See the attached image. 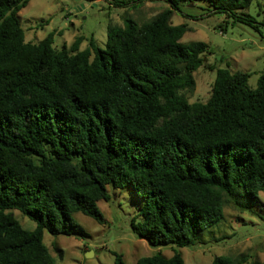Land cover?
Returning <instances> with one entry per match:
<instances>
[{"label": "trees", "instance_id": "1", "mask_svg": "<svg viewBox=\"0 0 264 264\" xmlns=\"http://www.w3.org/2000/svg\"><path fill=\"white\" fill-rule=\"evenodd\" d=\"M165 1H207V12L253 21L243 11L250 0ZM26 2L0 0V264H52L42 230L84 234L73 212L103 223L96 202L107 199L106 185L129 184L141 198L130 228L154 247L195 244L221 219L223 196L235 208L259 204L264 70L250 88L248 72L216 68L207 98L188 102L183 91L208 48L179 40L187 27L170 22L171 8L142 23L125 17L107 28L103 47L89 39L79 50L80 36L59 49L52 33L24 41L17 12ZM13 210L34 227L22 228ZM113 264H125L120 254ZM133 264L184 262L173 252Z\"/></svg>", "mask_w": 264, "mask_h": 264}, {"label": "rangeland", "instance_id": "2", "mask_svg": "<svg viewBox=\"0 0 264 264\" xmlns=\"http://www.w3.org/2000/svg\"><path fill=\"white\" fill-rule=\"evenodd\" d=\"M126 2L121 4L120 2ZM207 1L179 4L176 8L165 0H27L17 12L24 41L37 42L52 33L51 46L59 49L80 36L78 49L88 47L89 39L103 47L108 27L123 26V18L137 23L149 20L165 8H171L170 22L184 23L187 27L181 42L202 41L208 52L203 54L204 64L192 72L194 87L183 91L188 102L204 101L214 78L216 68L249 73L247 85L256 86L264 70V0H250L243 11L252 17L250 24L233 20L223 12H207ZM210 66L211 68H209ZM107 199L98 200L96 206L104 222L73 212L72 219L84 234L51 235L42 230L41 241L53 259L52 264H113L114 253L121 255L125 264H133L142 256L154 253L168 257L176 252L184 264H209L215 255L239 258L242 264L253 260L264 263V192L259 191V204L251 209L235 208L226 196L221 198L222 217L214 225L199 231L193 245L168 244L154 247L138 238L130 228L141 198L135 196L129 184L122 188L106 185ZM22 228L32 229L34 223L12 211ZM138 218L136 217V220ZM86 251H91L88 256Z\"/></svg>", "mask_w": 264, "mask_h": 264}, {"label": "water", "instance_id": "3", "mask_svg": "<svg viewBox=\"0 0 264 264\" xmlns=\"http://www.w3.org/2000/svg\"><path fill=\"white\" fill-rule=\"evenodd\" d=\"M90 253H91V251H86L85 255L88 256V254H90Z\"/></svg>", "mask_w": 264, "mask_h": 264}]
</instances>
